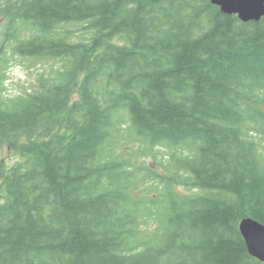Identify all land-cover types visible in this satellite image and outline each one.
Segmentation results:
<instances>
[{"label": "trees", "instance_id": "1", "mask_svg": "<svg viewBox=\"0 0 264 264\" xmlns=\"http://www.w3.org/2000/svg\"><path fill=\"white\" fill-rule=\"evenodd\" d=\"M0 21V264H263L238 226H264V16L0 0ZM14 56L49 67L11 97Z\"/></svg>", "mask_w": 264, "mask_h": 264}, {"label": "water", "instance_id": "2", "mask_svg": "<svg viewBox=\"0 0 264 264\" xmlns=\"http://www.w3.org/2000/svg\"><path fill=\"white\" fill-rule=\"evenodd\" d=\"M222 13L236 15L242 22L259 21L264 16V0H211ZM239 231L248 253L264 261V226L252 219H243Z\"/></svg>", "mask_w": 264, "mask_h": 264}, {"label": "rangeland", "instance_id": "3", "mask_svg": "<svg viewBox=\"0 0 264 264\" xmlns=\"http://www.w3.org/2000/svg\"><path fill=\"white\" fill-rule=\"evenodd\" d=\"M2 27L3 26H0V32L3 30ZM26 34L27 33L25 32L22 36L25 37ZM74 36L80 37L81 32L75 33ZM47 67H49L48 62H34L33 60L19 59L15 56L10 58V61L7 64V69L5 70L4 79L6 96H19L20 94L30 91L34 86L38 74L42 71H46V69H48ZM1 157L7 163H13L18 160V156L9 150H2ZM149 160L150 159H147L146 161L149 162ZM177 192L186 193L187 191L185 189L178 188Z\"/></svg>", "mask_w": 264, "mask_h": 264}]
</instances>
